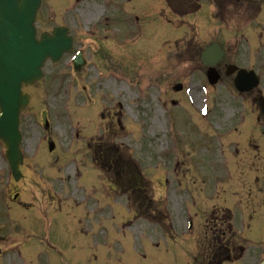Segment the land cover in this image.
<instances>
[{"label":"rangeland","instance_id":"374dc122","mask_svg":"<svg viewBox=\"0 0 264 264\" xmlns=\"http://www.w3.org/2000/svg\"><path fill=\"white\" fill-rule=\"evenodd\" d=\"M180 1L174 2L179 5ZM68 2L72 0H43L38 26L41 30L50 29L59 23V16L60 21L76 25L75 49L84 50L86 62L80 69H76L70 64V55H67L57 65L49 63L45 67L44 80L27 90L32 101L22 117V148L33 169L28 176L25 171L26 180L16 185L17 191L9 187L6 172L0 170V190L5 192L8 188L9 193L14 190L26 202L38 199L36 202L50 214L51 210H57L50 200L49 193L53 192L50 187L54 184L58 188L65 180L74 189V177L78 180L77 169L81 176L89 173V177L96 176L92 186H85L86 197L77 195L75 200L86 209L87 215L97 216L103 223V230L98 233V237L100 241L104 238L105 249L101 250L100 255H93V259L98 260L96 264H115L117 258L122 264H128L127 258H130V264H187L194 255L197 243L211 239L212 227L209 216L194 215L195 218H191L192 228L187 230L185 224L188 219H185L187 215H183L181 205L190 201L187 208L192 212L193 189L197 190L203 183H212L218 172L223 170V166L212 158L214 163L200 156L206 155L205 152L209 150H217V153L211 152V155L221 154L220 147L226 136L225 121L221 114L225 115L232 110L226 95L222 92L216 94L227 88L225 79L214 93L209 91L208 96L201 94L200 86L204 85L201 84L204 76L200 65L196 63V54L195 61L189 62L191 53H196L197 49H203L212 42H219L227 50L226 57L230 62L240 60L239 55L244 54L241 64L257 71L264 90V10L259 18L238 22L236 19L228 20V13H221L219 9L214 18L213 0H199L198 5H195V0H182L184 11L195 9L196 12L187 14L188 10L185 13L187 16L179 19L181 24H185L184 27L171 31L168 25L161 22L162 17L175 21L173 26L180 23L178 17L169 13L168 9L163 10V0H120L119 3L124 5H119L116 13L112 12V17L116 14L119 24L126 21L130 38H133L128 41L131 43H125L123 34H120L122 28H117L116 33L113 31L110 11L102 7L101 0L95 4H86L89 2L86 0L72 11L64 10ZM100 25L105 28L100 29ZM186 25L188 28H185ZM86 30L90 33L99 31L92 37L101 43L93 41ZM182 33L184 36L180 43L176 38H179L177 34ZM117 40L123 47L117 45ZM174 43L177 53L183 51L181 59L175 57ZM117 46L119 53L115 55L114 51L118 52ZM97 47L105 49L100 50V54H106V49L111 55L114 53L112 57L115 61L110 60V64L115 62L127 69L135 64L133 71L129 74L121 72L122 77L116 79L118 70L115 72L94 66L91 63L97 57ZM185 52L189 54L184 55ZM99 64L103 66L104 61L99 59ZM139 64L145 66L141 68ZM126 75L129 78H125ZM126 79L129 82L125 83ZM120 83L123 89L119 88ZM178 83L190 90L189 95L195 102L196 112H199L202 101L206 100L211 108L208 119L201 120L189 109L185 97L188 94L184 90L179 94L172 91V87ZM82 84L87 87L86 91L82 89ZM83 96L90 100L89 112H93V115L85 111L88 106H83ZM172 99L177 101L178 107H170ZM161 102L168 108H162ZM95 111H102L97 119L93 117ZM113 113L118 114L120 126L111 132L107 127ZM45 120L49 122L47 129ZM237 121H240L239 117ZM235 128L237 125L233 130ZM49 141H53L59 148L65 164L61 170L63 180L59 179L56 183L49 179L53 177L49 171L51 161H45ZM97 141L106 145H123L128 154L141 165L145 178L151 184L152 196L158 203L159 212L155 215L163 221L165 232L160 233L153 221L134 219L132 222L126 201L108 183L111 176L107 178L100 173V177L97 172H86L92 164L90 152ZM0 153L3 157L1 146ZM177 159L184 165L181 174L177 168L173 170ZM195 163L198 169L193 171ZM201 166L206 167L207 171H203ZM182 183L184 185L181 190L177 184ZM69 184L65 187L66 196L71 191L68 189ZM197 193H200L199 190ZM0 208V227L5 224L14 225L22 219L16 209L6 212L2 202ZM63 209L68 213L72 211L69 202L63 203ZM10 216L12 220H8ZM233 216L245 218L243 227L237 223L238 233L243 235L237 237L244 247L243 257L238 264H259L264 260V215H251L253 225L250 229L246 228V219L250 215ZM167 219L169 224L166 223ZM170 225L176 226L171 229ZM118 251L123 252L119 257ZM107 257L111 258L110 263L106 262ZM4 264H20L15 251L9 252Z\"/></svg>","mask_w":264,"mask_h":264},{"label":"water","instance_id":"95a60500","mask_svg":"<svg viewBox=\"0 0 264 264\" xmlns=\"http://www.w3.org/2000/svg\"><path fill=\"white\" fill-rule=\"evenodd\" d=\"M41 0H0V140L7 149L6 156L13 173L21 162L18 131L20 109L28 98L21 93V85L38 80L47 58L53 62L70 51L71 40L65 31L56 29L53 37L43 35L35 39L34 22ZM222 55L214 44L202 56L205 65H214ZM209 77H214L210 69ZM52 148V146H51Z\"/></svg>","mask_w":264,"mask_h":264},{"label":"flooded vegetation","instance_id":"af4514ba","mask_svg":"<svg viewBox=\"0 0 264 264\" xmlns=\"http://www.w3.org/2000/svg\"><path fill=\"white\" fill-rule=\"evenodd\" d=\"M70 31L71 28L69 29V34ZM244 96L251 98V101L255 104L256 99L254 96V91H251ZM254 119L258 124L254 128L256 130L259 128V125H262L264 123V116L257 115L254 116ZM263 135V131H252L247 126H245L239 142V144L242 146V154L246 153V160L248 161V154H251L252 156H254L255 161H258L260 163V165H258V168H255L257 165L256 162H251V167L253 169L247 170L248 164H245L246 162H242L244 161V159L240 158L239 163L234 162V157L230 158L229 175L233 178H236L235 182L233 181V185L239 190V195L237 196L238 204L244 206L245 208L248 207V204L253 206L255 204H258L259 193L264 191V179H260L258 176V174L261 173V176L263 177L264 172V168L262 166L264 162ZM237 149L238 147H236L235 150ZM254 171L256 172V176L253 179L247 180L249 177L254 175ZM238 172H240L239 176ZM236 182L240 183L237 184ZM256 197H258L257 200L255 199ZM212 215L217 214L214 212L212 213ZM56 226V228L51 230L48 238L41 237L36 240V243L34 244L35 249L31 253V257L34 258V260L25 259L23 256V252L24 254H27V252L24 250L23 252H21L20 246L18 245V255L22 259L21 264H85V260H82L81 255H78L77 252L85 254L86 246H81L79 250L72 249L71 245H69V239H67L65 235L61 220L56 222ZM5 242L6 239L4 237H1V249L2 245ZM3 251L6 250L4 249ZM4 253L5 252L2 253L0 258L2 257L4 259Z\"/></svg>","mask_w":264,"mask_h":264}]
</instances>
